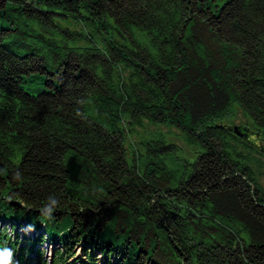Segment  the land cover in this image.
Here are the masks:
<instances>
[{
  "label": "trees",
  "instance_id": "trees-1",
  "mask_svg": "<svg viewBox=\"0 0 264 264\" xmlns=\"http://www.w3.org/2000/svg\"><path fill=\"white\" fill-rule=\"evenodd\" d=\"M218 1L0 0V216L48 219L60 260L80 244L104 264H264L242 149L264 153V0ZM234 105L251 127L225 121ZM144 120L196 157L174 170L155 134L129 162L121 123Z\"/></svg>",
  "mask_w": 264,
  "mask_h": 264
},
{
  "label": "rangeland",
  "instance_id": "rangeland-1",
  "mask_svg": "<svg viewBox=\"0 0 264 264\" xmlns=\"http://www.w3.org/2000/svg\"><path fill=\"white\" fill-rule=\"evenodd\" d=\"M220 2V0L218 1ZM71 28L74 29H80L82 26L81 24H77V23H73L70 22L68 24ZM86 31L90 30V27H86L85 28ZM115 32V31H114ZM11 49H13L14 51L16 50V48L14 47V45H11ZM44 79L45 76H41V77H37L35 78V80L33 82H28L27 84V88L31 89L33 91H38V90H43L44 89ZM86 112H88L89 114L91 113V108L89 107V105H86ZM226 118V122L229 123V125L234 124H245L248 127H251V125L249 124V118L247 117L246 114L243 113V111H241L239 108H236V106L234 105L232 108H230V110L224 112V117ZM142 125H130L127 122L123 121L121 123V126L125 129V147L127 149V158L129 160V162H132V159L135 158V161L141 165V157H139V154H141V152L143 153L144 150L141 146V142H143L144 140H146L145 138H151L153 135L155 134H161L162 137L168 141L169 143L173 142L175 143L178 148V154L177 156V162L175 166H174V170L179 169L181 166V157H185L189 160H192L193 158L196 157V152L198 151V149L195 146H189L185 143V141L182 138L181 132L180 130L169 126L167 123H160V124H154V123H150L146 120L142 121ZM160 132V133H157ZM143 140V141H142ZM262 143L264 144V139H262ZM244 153H248L252 158H255L253 160L250 161V165L253 168V170L255 171V174L257 176V180L258 182L262 185V187L264 188V153L262 152L261 154L258 153L257 151H252L249 150V148H242ZM68 157H65V162L67 165H69V161L67 160ZM259 160V161H258ZM143 162V161H142ZM169 162H172L171 159H169ZM261 162V163H259ZM2 227L4 230H6L7 232H10V226L6 225L5 222L1 223ZM14 229V228H13ZM11 230V232H13L14 230ZM51 229L48 228L49 233ZM15 231H17V233L21 234V232H25L27 233L28 230L27 229H23V227L21 226H15ZM37 231V230H36ZM29 234L30 235H35L38 236L39 232H35L34 228L29 230ZM45 235V232L43 233ZM42 234V237H43ZM59 235V234H58ZM57 235V236H58ZM41 245V247L43 248V253L44 256L48 259L51 256V260L55 255V252L51 253V250L53 249L51 247V245L44 241ZM96 256V261L98 262H102L104 261V257L103 255L101 256L99 253H93ZM83 256H81L82 258ZM113 257L110 258V261Z\"/></svg>",
  "mask_w": 264,
  "mask_h": 264
},
{
  "label": "clouds",
  "instance_id": "clouds-1",
  "mask_svg": "<svg viewBox=\"0 0 264 264\" xmlns=\"http://www.w3.org/2000/svg\"><path fill=\"white\" fill-rule=\"evenodd\" d=\"M49 199H51V197ZM51 204H52V206L56 207V206H58V201L57 200H51ZM45 206H47V204ZM52 206H47V212H46L45 216L48 217V214H50L53 211ZM8 259H9V254H7V253L0 254V264H8Z\"/></svg>",
  "mask_w": 264,
  "mask_h": 264
},
{
  "label": "bare ground",
  "instance_id": "bare-ground-1",
  "mask_svg": "<svg viewBox=\"0 0 264 264\" xmlns=\"http://www.w3.org/2000/svg\"><path fill=\"white\" fill-rule=\"evenodd\" d=\"M51 239V237L50 236H43V238L41 239L42 241H49L50 239ZM78 245V244H77ZM76 245V247H74V251H75V253H74V258H76V259H79V258H81V256H83L81 259H83V260H88L89 259V256H87V255H85V254H83V253H80V252H84L83 250H82V245H78L77 246Z\"/></svg>",
  "mask_w": 264,
  "mask_h": 264
},
{
  "label": "water",
  "instance_id": "water-1",
  "mask_svg": "<svg viewBox=\"0 0 264 264\" xmlns=\"http://www.w3.org/2000/svg\"><path fill=\"white\" fill-rule=\"evenodd\" d=\"M233 131L239 136H247V129L242 125H235Z\"/></svg>",
  "mask_w": 264,
  "mask_h": 264
}]
</instances>
